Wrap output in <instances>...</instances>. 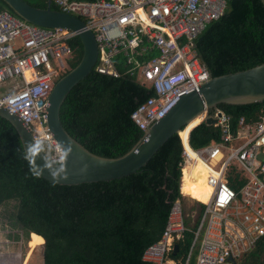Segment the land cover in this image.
Returning <instances> with one entry per match:
<instances>
[{"label": "built area", "instance_id": "obj_1", "mask_svg": "<svg viewBox=\"0 0 264 264\" xmlns=\"http://www.w3.org/2000/svg\"><path fill=\"white\" fill-rule=\"evenodd\" d=\"M51 2L80 17L93 32L96 71L119 76L115 58L123 55L125 72L152 89L153 94L130 114L143 131L182 93L197 89L210 77L195 40L227 5V0ZM74 36V31L42 27L0 9V86L8 87L0 92V106L27 125L38 147L56 163L62 162L63 153L47 124V97L54 82L71 68L68 41ZM212 115L220 129L218 140L193 147L189 133L185 140L179 135L180 190L184 172L203 167L207 200L194 199L204 208L190 230L180 200L173 202L161 236L143 251L142 260L150 264H190L192 258L194 264H237L264 236V107L254 118L240 116L234 129L222 110ZM189 230L190 248L186 256L177 257L174 244Z\"/></svg>", "mask_w": 264, "mask_h": 264}, {"label": "trees", "instance_id": "obj_2", "mask_svg": "<svg viewBox=\"0 0 264 264\" xmlns=\"http://www.w3.org/2000/svg\"><path fill=\"white\" fill-rule=\"evenodd\" d=\"M25 1L46 6V0ZM0 9L12 12L2 0ZM68 44L72 67L81 58L82 44L77 36ZM195 48L211 76L264 62L261 1L227 0L224 14L207 24ZM124 60L123 55L115 58L117 77L93 68L71 88L60 107L61 122L70 135L89 151L106 157L125 153L142 136L143 130L130 114L153 94L125 72ZM217 107L230 116L234 129L240 116L256 117L264 100ZM213 111L210 108L207 113ZM219 138L220 129L204 121L189 132L193 147ZM181 151L176 133L135 173L74 185L52 183L35 172L15 128L0 116V230H7L6 237L16 241L28 240L30 233L41 236L43 264H150L142 260L144 249L161 236L173 202L183 199ZM199 205L198 216L204 208ZM185 222L188 225L186 217ZM190 230L176 240L177 257L186 256L190 248ZM238 264H264V236Z\"/></svg>", "mask_w": 264, "mask_h": 264}, {"label": "water", "instance_id": "obj_3", "mask_svg": "<svg viewBox=\"0 0 264 264\" xmlns=\"http://www.w3.org/2000/svg\"><path fill=\"white\" fill-rule=\"evenodd\" d=\"M2 1L14 14L28 22L74 31L82 44L81 58L54 82L47 97V124L62 148V162L50 161L38 147L27 125L15 113L0 106V116L15 128L29 164L49 182L74 185L113 180L135 173L171 135L179 134L195 118L202 119L193 127L202 121L207 124L216 123V116L206 115L208 109L216 110L220 103L247 104L264 100V62L246 69L210 76L197 89L182 93L174 106L148 126L125 153L115 157L95 154L70 135L60 118V107L67 94L96 64L98 47L93 32L80 17L53 8L51 0H47L44 7L31 5L25 0ZM260 1L264 6V0ZM219 115L220 112L217 113ZM178 248V244H174V252Z\"/></svg>", "mask_w": 264, "mask_h": 264}, {"label": "rangeland", "instance_id": "obj_4", "mask_svg": "<svg viewBox=\"0 0 264 264\" xmlns=\"http://www.w3.org/2000/svg\"><path fill=\"white\" fill-rule=\"evenodd\" d=\"M7 91L8 87L0 86V92ZM197 184L200 185V181H197ZM180 202L188 225L191 226L200 210V205L188 196H184ZM6 231L0 230V264H43V245L41 244L44 241L41 237L31 233L28 241L24 239L16 241L7 238Z\"/></svg>", "mask_w": 264, "mask_h": 264}, {"label": "bare ground", "instance_id": "obj_5", "mask_svg": "<svg viewBox=\"0 0 264 264\" xmlns=\"http://www.w3.org/2000/svg\"><path fill=\"white\" fill-rule=\"evenodd\" d=\"M201 119H202L201 117L195 118L183 130L179 131V135L183 138V140H185L191 128L195 124L200 122ZM205 178H206V172L203 169V167L200 166L190 167L189 170L184 172V176L181 183V192L186 194L187 196L194 195L198 198V200L206 201L209 191V186L206 184ZM197 181H200V185L197 184ZM37 236L41 237L39 235Z\"/></svg>", "mask_w": 264, "mask_h": 264}, {"label": "crops", "instance_id": "obj_6", "mask_svg": "<svg viewBox=\"0 0 264 264\" xmlns=\"http://www.w3.org/2000/svg\"><path fill=\"white\" fill-rule=\"evenodd\" d=\"M189 197L190 198H197L196 196H194V195H189ZM198 199V198H197ZM30 235H32V234H30ZM41 245H43V244H41Z\"/></svg>", "mask_w": 264, "mask_h": 264}, {"label": "clouds", "instance_id": "obj_7", "mask_svg": "<svg viewBox=\"0 0 264 264\" xmlns=\"http://www.w3.org/2000/svg\"><path fill=\"white\" fill-rule=\"evenodd\" d=\"M47 1V0H46ZM52 3V2H51ZM211 76V75H210ZM208 112V111H207ZM144 132V131H143ZM179 135V134H178ZM181 191V190H180ZM182 193V192H181ZM184 197V196H183ZM189 197V196H188ZM194 199V198H193ZM194 201H196L195 199H194ZM197 202V201H196ZM30 236V235H29ZM29 240V239H28ZM27 240V241H28ZM175 244H177V243H175ZM178 251V250H177ZM176 253V252H175Z\"/></svg>", "mask_w": 264, "mask_h": 264}]
</instances>
